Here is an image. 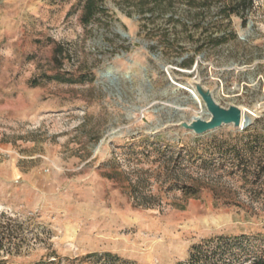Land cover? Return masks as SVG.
Returning <instances> with one entry per match:
<instances>
[{
    "label": "rangeland",
    "instance_id": "374dc122",
    "mask_svg": "<svg viewBox=\"0 0 264 264\" xmlns=\"http://www.w3.org/2000/svg\"><path fill=\"white\" fill-rule=\"evenodd\" d=\"M84 1L0 0V223L20 236L9 261L177 264L204 239L264 235V0L257 23L234 17L237 41L204 51L152 49L166 16L145 20L138 0H100L84 26ZM192 55L191 73L170 62ZM199 84L253 121L185 128L209 117L185 89Z\"/></svg>",
    "mask_w": 264,
    "mask_h": 264
},
{
    "label": "trees",
    "instance_id": "16d2710c",
    "mask_svg": "<svg viewBox=\"0 0 264 264\" xmlns=\"http://www.w3.org/2000/svg\"><path fill=\"white\" fill-rule=\"evenodd\" d=\"M100 0H85L81 21L84 26L91 25L99 13ZM259 0H138L140 12L150 11V17L145 20H152L154 15L165 17V27L162 29L158 45L166 49L178 47L180 50L187 49L183 40H189L194 44L195 51L218 49L232 41L238 40L237 31L233 28L234 17L238 18L241 26L246 27L250 20L254 23L258 19L253 17ZM182 12L177 14V10ZM171 27L174 29L171 31ZM179 34H186L181 38ZM181 69H192L196 61L194 55L184 58L181 61H170ZM204 69L208 64L201 63ZM198 67V66H197ZM179 71V70H178ZM181 72V71H179ZM63 81L64 79H59ZM246 130L249 140L255 142L253 134L256 130ZM248 149L247 147L245 148ZM187 195L197 196L201 187L184 186ZM0 217H5L1 214ZM11 220V218H9ZM19 234L10 225L0 223V264H15L9 261V257L20 253L15 239ZM33 238V237H32ZM31 238V239H32ZM21 238V240H24ZM6 253L7 256L2 255ZM42 260L33 264H60L61 256L56 251ZM90 258V259H88ZM135 264L110 252L103 254L93 253L86 258L67 259L68 264ZM177 264H264V235H239L228 237L219 235L204 239L201 243L195 244L188 259Z\"/></svg>",
    "mask_w": 264,
    "mask_h": 264
},
{
    "label": "water",
    "instance_id": "95a60500",
    "mask_svg": "<svg viewBox=\"0 0 264 264\" xmlns=\"http://www.w3.org/2000/svg\"><path fill=\"white\" fill-rule=\"evenodd\" d=\"M196 63L192 69H179L182 72L191 73L197 69ZM196 92L201 96L205 103L207 111L210 113L209 119H194V121L184 122L182 125L194 131L197 134H203L208 131L215 130L221 127L223 124H233L235 127L243 129L245 125H249L253 120L243 123L244 106L231 104L229 107L222 106L215 98L213 93L199 85H195ZM194 118V117H193Z\"/></svg>",
    "mask_w": 264,
    "mask_h": 264
},
{
    "label": "bare ground",
    "instance_id": "6f19581e",
    "mask_svg": "<svg viewBox=\"0 0 264 264\" xmlns=\"http://www.w3.org/2000/svg\"><path fill=\"white\" fill-rule=\"evenodd\" d=\"M188 87V86H187ZM189 87H191L190 85H189ZM187 91H189L192 95H193V97H194V99H195V101H196V103L201 107V108H204V105H203V103H204V101L202 100V98H201V96L195 91V89H193V88H185ZM205 104V103H204ZM243 110H244V115H243V123L245 122V124L248 122V121H250V120H252L253 119V116H254V114L251 112V111H249V109L248 108H246V107H243ZM206 111V110H205ZM209 113V112H208ZM210 113H209V117H205L206 119H209L210 118ZM205 119L203 116H195L193 119H192V121H194V119L196 120V119ZM191 121V122H192ZM248 125H245V127H247ZM244 127V128H245Z\"/></svg>",
    "mask_w": 264,
    "mask_h": 264
}]
</instances>
